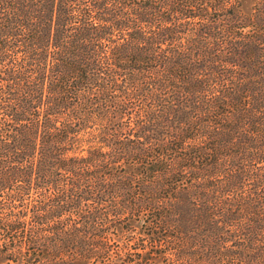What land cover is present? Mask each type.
I'll list each match as a JSON object with an SVG mask.
<instances>
[{
  "label": "trees",
  "instance_id": "16d2710c",
  "mask_svg": "<svg viewBox=\"0 0 264 264\" xmlns=\"http://www.w3.org/2000/svg\"><path fill=\"white\" fill-rule=\"evenodd\" d=\"M0 264H264V0H0Z\"/></svg>",
  "mask_w": 264,
  "mask_h": 264
}]
</instances>
